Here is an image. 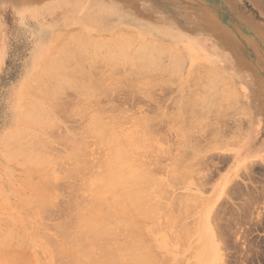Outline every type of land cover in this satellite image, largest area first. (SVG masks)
<instances>
[{"label": "rangeland", "instance_id": "rangeland-1", "mask_svg": "<svg viewBox=\"0 0 264 264\" xmlns=\"http://www.w3.org/2000/svg\"><path fill=\"white\" fill-rule=\"evenodd\" d=\"M56 1L57 0H0V236L1 233L3 235L6 233L5 237L11 238V240L8 239V242H6L7 244H3L2 241H0V251L1 249L3 250L0 253H6L3 257L0 256V264H18L22 263V261L26 262V260H28V262L31 261V264L34 260L36 261L37 258L38 261L43 259L41 264H62L59 260V262H54L55 257H53L54 251L52 245L58 246L59 243V236L56 234V228L59 226L57 224H69V222H71L75 209L72 200H81L80 202H82L88 197L86 194L91 195L90 191H83L86 190L83 186H85L86 183H89L91 186L94 184L92 182L93 180L86 177L85 179H89L90 181L86 180L87 182H80L76 175L82 170L74 176L65 173L66 170L64 169H67L68 167L65 165L67 162H59L58 160L60 159L61 161V159L63 160V158H65V153L69 149V146L64 142L63 145L61 141L64 136L66 137V135L72 133L70 131L71 129L72 131H75V134L78 133L77 135L79 136V134L83 132L82 130L86 128L87 125L89 126V124H91L89 118L92 116L95 118L101 116V114L95 115L100 112L97 111V105L101 107L98 110L103 111L101 112L102 120L115 126V128H112L110 125H104V128H112L116 131L115 135L118 132L117 136H120V138L123 139V142L125 138L128 139L130 137L126 134L129 132V134H131L133 131L131 134L133 138L131 142L126 140L124 142L125 146L128 144L127 147L124 146L125 150L129 148L132 149L127 150L126 154L131 158V161L133 159L132 162L135 163H133L135 165L133 166L141 170L144 169L142 168V165L144 164L143 167L148 169H144V171H148L151 175L150 177H152L151 182L155 180L161 181L150 183L152 184L150 185V187L152 186L150 189V191H152L150 197H154L153 199L150 198L151 200L147 201V204L144 203L148 206L151 202L157 204L156 207H154L155 204L151 203L153 206L150 207L153 208H148L154 210V212H150L151 210H148L146 207L148 210V213H146L149 215H143L140 213L136 216V220L139 218L138 220H140V224L143 222L142 224L144 230H146V235L153 237V240L150 241L159 244L156 245L158 247L163 246L158 249L154 243L153 245L147 243L145 241L147 237H144L145 239L143 240L146 243L144 242L145 244L143 246L145 247L147 245L146 248L152 253V264H161V259H166L165 261L168 263L165 264H191L190 262H192V264H264V0H86V5L82 6L84 8L83 14L71 11L67 17L68 20L59 18L61 17L59 15L63 11L61 9L56 10L55 8L52 13H47V8H52L47 7L46 13L42 15V18H40L42 10L29 9L33 6L37 7L51 3L55 6L54 2ZM106 9L113 14H106L104 12ZM38 12L40 14L39 17L36 18L35 13ZM100 12L103 13L101 14ZM89 17H92L91 20H89L90 23L87 22V18ZM76 19L80 21L81 19L86 20L85 22L88 23V26L84 27L79 22H75ZM100 26L105 27L104 29H101ZM70 27L71 29H68ZM75 27H77V29H75ZM90 27H98L101 31L100 29L96 31L92 30ZM163 27L169 28L170 31L162 33L160 30ZM61 28H63V30H61ZM121 28H123L124 31L128 28V33H125L127 31L122 32L123 29L121 32L115 33L116 31H120ZM67 29L71 31H68ZM129 29L134 30V32L131 33L133 35L129 34ZM58 31H61L59 33L63 38V40L61 39L62 41L59 40L60 42L56 41L61 37L58 35ZM62 32L64 35H62ZM104 36H107L108 40L110 39V43ZM121 36L123 40L126 39L125 42L128 46H125V51H123V49H118L119 51L117 52V55H120V60L117 59L119 67L116 66V68H118V70L121 68L123 72L120 70V73H118L117 69L115 72L112 70L110 71L107 69L109 66L107 64L104 65V63L101 65L99 64V66L97 65V68L103 73L105 80L103 86L99 88V91L97 90L98 93L96 98H86L84 93L83 95H80L79 92L76 91L77 88L74 89V86L77 85L75 83H73L74 85L71 84L73 81L70 83L73 85L70 86L73 87V90L68 86V90H63V94L56 91L57 88L51 89V87L48 86V84H51L52 82L57 86H61L63 83L64 86L62 85V87L65 88V85L67 86L68 83L55 78L60 74L62 75V73L57 74V72H59L58 70H60V68H63L60 71H63L64 76H67L69 75L70 69L75 66V64L72 65L73 67L71 65L68 66L70 62H60L62 58L59 57V54L63 55L65 58L69 55L68 57L71 58V62L74 60L77 61V59L81 58L83 61H88L90 56H93L91 50L83 53L84 55L82 54L80 58L76 57L75 59L74 57L76 55L72 56V48H74L75 44L77 45L81 39L83 42H85L84 39H86V42L91 39L100 44L102 43L101 45L104 44L95 54L104 59V57L107 56V52L104 51L106 50L105 45H108L109 43L108 47H111L109 52L112 54H114V52L116 53L117 48L112 49L113 47L110 44L115 41L113 40V37L118 40ZM132 36L135 38L133 39ZM146 36L148 37V42ZM152 37L160 39L163 37L161 43H166V45L164 44L166 50H164L165 48L163 47V49L160 48L162 51L157 53L160 43L159 41L157 42V39L156 41L153 39L151 41L150 38ZM73 39H75V44L73 43ZM127 39L132 40L128 41ZM64 40H66L67 43L66 41L64 42ZM40 41L44 42L43 47L45 45L49 46L47 53H51L53 56L51 54L47 55L48 58L45 57L46 60L44 59V62L39 60L40 57H38L35 62L37 65L32 67L33 63L31 61L33 55L39 51V46L40 49L42 48V43H39ZM68 41H70V43H68ZM130 42H132L131 45H129ZM68 44L71 45L72 48ZM66 45H68L69 48H67ZM144 45H146V48H143ZM135 48L139 49V51L143 49V51L139 53V57H141L140 59L136 57L137 51L134 50ZM67 50L72 51L69 52ZM113 50L115 51L113 52ZM130 51H133L134 53H131ZM185 52L188 54L185 55ZM180 54L185 58L183 56L180 57ZM175 55L178 60L175 58ZM172 56L173 58H170ZM56 58H60V60H56ZM127 58L129 63H137L140 60V62L147 61V71H145L147 73L144 74L142 71V73L139 74L132 70L128 71L129 64L126 61ZM170 63H173V65ZM41 64L45 65L42 66ZM126 64H128L127 68ZM163 65L166 67L164 69L165 71H168L170 67L175 68H173L175 70H173V72L171 71L172 69L169 70L172 72V75L170 73L169 76V72L162 71L164 68ZM151 67L156 70L151 69ZM158 67H161L162 70ZM157 68L161 73L157 71ZM148 70H153L152 73H155L156 71L158 73L156 72V74H152L151 71L149 73ZM109 71L111 72L110 75ZM132 72H135L139 76L137 77ZM34 73L38 74V78L44 77L46 73L48 76L51 74L53 76H51V78L55 81L52 79V82H48L50 77L47 81V78L43 81L46 77L45 76L40 80L41 85L38 78L36 79L38 82L33 80ZM164 73L167 74L165 75ZM178 73L185 81H179L182 80V77L178 79ZM215 73H218L217 76H215ZM40 74H42V76H40ZM120 74H123L122 76L124 77L125 74H130L131 76L133 74L134 79L136 78L137 80L132 78L134 80L133 82L130 75H128V79V76L124 78ZM141 74L144 75L142 76ZM175 74L178 77L176 80L174 79L176 77ZM110 77L112 78L110 79ZM118 77L121 80L120 83ZM29 78L33 80L34 84H40L42 87L43 84H47V86L43 89L42 87L32 84V81L28 83V80L30 81ZM138 78L142 79V81ZM218 79H220V83L218 82ZM208 80H210V82ZM109 81L113 83H110ZM124 81H130V84L134 83L133 86L140 88V90L136 88L134 89L140 91V93L136 90L131 91V88L129 87L130 85H128L129 83L126 85V82ZM141 82L146 85L144 86ZM178 82L181 83L178 84ZM217 82L218 84L216 85ZM39 88L42 89L41 92L43 93L40 92ZM59 88L61 87H58V89ZM64 88H61L60 90ZM101 88L102 90H100ZM45 89H50L56 99L51 96L52 93H50L51 95H48L49 93L46 94ZM189 89L193 90V95H191ZM29 90L33 91L30 92ZM182 90L183 94H181ZM100 91H103V93ZM76 92H78L79 95H75ZM44 93L46 97L50 99L52 97L54 103L52 101H44L45 99L39 100ZM80 93L82 94V92ZM195 93H200L201 95ZM214 93L215 95H213ZM35 94L41 95L40 97H37ZM78 96L81 97L78 98ZM197 96L204 97H202V101H198L200 105L197 103V98H199ZM43 97L44 96H42L41 99ZM183 97L184 100L181 99ZM187 100H189L188 102L190 104L192 103L193 107L187 102ZM217 100L220 101H218V105L216 104ZM71 101L73 102L72 104H70ZM182 101L183 103L187 102L192 108L196 107L195 110L192 109L193 111H196V114L193 112L195 117L194 115H191L192 118L194 117L196 119L193 118L192 120L189 115V111H192L190 110L191 108H189V105L186 106L182 104L185 108H182V106L179 105ZM51 102L56 108L59 106L58 111L56 113L54 112L58 116L54 115L58 120L56 122V119L50 114V112H53L51 109L52 106L49 105ZM203 102H207L208 107H204V105L202 107ZM212 102L215 103L213 106L211 105ZM31 104L36 106L32 105V107L30 106ZM37 105L40 106L39 109ZM47 105H49L50 108ZM180 107L184 109L182 110L183 112H186L187 108L189 114L182 113ZM26 108H28V110ZM33 108L35 112L32 111ZM35 108L38 109L37 112L41 111L40 115L44 114L42 113L43 109L48 112V115L45 114L43 116L45 119H42V126L44 123L47 125V122L45 121H48L50 118L55 119L53 121L54 124L47 127L43 126L44 128L46 127L45 129L41 127L43 130L39 129L41 124H39V119L36 118L39 115L35 117L34 113H36V115L38 114ZM74 109L77 110L74 111ZM108 109L111 112H108ZM79 110H81V113ZM23 112L24 114H27L28 118ZM161 112H164L167 116L169 114L170 117L172 115L180 116V114H184L185 116L181 115L179 117V120H184L183 125L180 122L179 124L185 127L190 126L189 130L188 128L184 129V127L182 128L181 125L177 124L178 119L177 122H175L176 120L174 116V119L172 120V117H167ZM90 113L92 115H90ZM160 113L163 118L160 116ZM16 115H18V119L16 118ZM121 115L124 116L121 117ZM112 117L113 119H111ZM114 117H118L120 120ZM142 117L147 118L149 121L151 119L153 120L150 121V126L152 125L151 130L153 131V134H151L152 131L150 130V135H153L152 137L148 136L150 131L149 129L147 130L148 127H146V124L149 121L143 122L142 119H145ZM158 119L161 122H159ZM188 119L191 121H188ZM197 119L201 120L198 121ZM185 120L187 122H185ZM128 123H131V125ZM132 123L135 125L133 126ZM185 123H190L191 125L187 124L188 126H186ZM84 125L85 127L82 128ZM129 127L137 128H134L135 130L131 128V131H129L127 130L130 129ZM89 128L91 127L86 128L88 129L87 132L84 131L87 133L84 139L87 143L85 147L87 152H84L83 155L85 156L86 153L87 158L85 157V159H89L87 162L93 166L94 164L97 165L99 163V159L102 158L101 160L103 161V156L107 154L106 149L108 147L101 144L102 146L107 147L103 150L100 142H98L96 136L93 135L94 131L97 132L95 130L96 128L94 131L91 130L93 128ZM117 128H119V131ZM17 129H19L18 133L24 130H32V132L30 131L32 134H28V132L24 131L25 133L22 132L23 134H20L22 135L20 139V135L18 136L16 133L15 136L13 134L12 137H15L8 141L9 144L5 137L8 136L9 132H16ZM142 129L144 130L143 133L141 132ZM125 130L128 133H126ZM122 131L126 133L125 136ZM145 132L148 133L145 135ZM25 134L29 136V138ZM30 135L32 136L30 137ZM38 135L44 142H41L40 139L36 137ZM49 135H52L50 137L52 141L49 138ZM135 135H137L136 139L139 141H136ZM177 135L184 136V138L181 137V139L180 136L178 138ZM146 136L151 139H148ZM21 138L24 139L21 140ZM18 139L21 143L23 141V144L25 142L24 148L22 145H19L21 143H19ZM143 139H147V141L145 142ZM29 140L36 141L37 143L40 142V144L38 143L40 146V148H37L39 149L38 151L35 150L36 144L33 142L32 145L35 148H32V145H30L32 150L30 147L27 150L26 146H29L27 144H31ZM134 140L138 143H134ZM154 140L156 145L153 142ZM45 142H48V144L45 145ZM3 143L6 144V146H3ZM129 143L131 147L129 146ZM159 143L162 144L163 147L159 145ZM132 146L135 148L133 149ZM8 148H10V150H8ZM7 150L10 151L9 153H11V151L14 154L16 153L13 155L15 158L8 156ZM107 150L108 153H110L109 156H111L112 153L109 152V149ZM23 152L25 155L35 157L33 158L34 160L29 158L33 161H27L26 159L28 156L22 158L21 155H23ZM68 153L70 152L67 151V154ZM192 153L195 154L192 155ZM55 154L62 157L53 156ZM20 157L24 163L18 161L19 159H16ZM57 157L58 160L55 159ZM97 158L99 159L96 160ZM43 159L52 161L43 162ZM105 159L108 158H104V160ZM53 160H56L55 162L58 161L59 163L52 164V162H54ZM66 161L70 160L67 159ZM136 163L139 164L137 165ZM25 164H27L28 167H24ZM96 165H94L95 168L101 164ZM178 165L181 166L179 167ZM48 166L50 168H48ZM138 166H141V169ZM90 167L91 165L89 168ZM86 169H88V167ZM86 169L85 172H87ZM101 169L102 168L98 167L94 172ZM184 169L185 171L182 172ZM186 169L188 174L190 172L191 174L186 175ZM93 170L94 169H89L90 172H93ZM34 171H36V173H34ZM178 171H180V174H175L178 173ZM82 172L81 175L85 176L86 173L84 171ZM39 173H41V180L43 179L40 181L41 185H47L50 183L49 186L51 187V184L53 183L52 188L47 186V189H44V191L43 189L41 191L38 190L41 194H49L48 198L45 194H42V196H46L43 197V200L47 201L46 203L40 202L42 198L36 200L39 194L33 192L35 188L30 190L34 185H36L34 186L36 187V190L40 187V185L37 187V183H39V180L37 179ZM47 174L53 176H51L52 181H50L51 178L46 179L47 177L49 178ZM172 175H180L183 180L181 177L172 178ZM31 176H37V178H34L33 180V177ZM73 177L76 180L73 179ZM64 178L66 180H63ZM28 179H30V181ZM85 179L83 177L82 180ZM26 180H28L27 183ZM79 182L82 183L83 186L78 184ZM24 183L26 184V187ZM30 183L33 184L31 188L29 186L31 185ZM161 183H166L167 188L166 184H164V186L163 184L161 185ZM158 184L159 188L163 186L165 189L162 187L163 189H160L161 191L158 190ZM154 186L156 188H154ZM154 189L158 192L156 193ZM88 190L90 189H87V191ZM163 192L165 194H163ZM18 201L21 204L19 203L16 205L15 203ZM50 202L51 204L48 206L47 204ZM10 203L11 206H9ZM19 206L21 208H19ZM30 208L35 210L36 217L39 215L38 218L35 219L32 217V213L34 212L30 211ZM13 209L15 210L13 211ZM36 209L39 211L41 210V212L36 211ZM168 215L172 217L169 219ZM15 216L19 217L17 220L20 223L15 220ZM166 216L168 217L165 218ZM203 217H205V226L203 227V230L200 231L201 227L198 229V221ZM39 222H41L40 225ZM153 223L158 225H152ZM162 224L165 228L166 226L168 228L165 229ZM37 225L41 228L40 230L43 237L41 234L37 235L40 231H37V229H39L37 228ZM156 226L158 229H156ZM152 227H155L154 229L158 231L154 229L151 230ZM15 230H17L16 233L19 234H14ZM30 232L35 235L33 236L29 234ZM158 232H164V235ZM25 234H27L28 237L25 236L26 238L23 241L22 238L24 236L21 237V235ZM168 234L170 239L168 238ZM16 236L19 238L16 239ZM158 236H160L159 240ZM171 238H173V240ZM1 239L3 240V238ZM19 239L23 242H27V244L21 243V245H23L22 248L20 246V248H17V251H12L18 247L19 244L16 246L18 241L22 242ZM161 239L164 240L161 241ZM205 240L206 243H209V246L203 244ZM150 241L148 240V242ZM34 242L36 244H34ZM162 242H165L166 244L164 243L165 245H160L163 244ZM150 246L152 248H150ZM153 246H155V249ZM179 249L182 250L179 251ZM18 251L26 258L21 256ZM157 252L158 255L160 254V257L157 256ZM200 252L203 258L200 257ZM18 254L22 259L24 258V260L21 261L20 257L16 256ZM157 257L159 259L158 261ZM35 261L33 262L34 264H36ZM38 263H40V261Z\"/></svg>", "mask_w": 264, "mask_h": 264}, {"label": "bare ground", "instance_id": "bare-ground-1", "mask_svg": "<svg viewBox=\"0 0 264 264\" xmlns=\"http://www.w3.org/2000/svg\"><path fill=\"white\" fill-rule=\"evenodd\" d=\"M43 1V0H42ZM86 0H71V1H69V0H57L56 2H54L55 3V6H54V4L53 3H51V4H45V5H41V6H33V7H31V8H29V9H37V10H42V13H41V17L40 18H42L43 16L42 15H44V13H46V8L47 7H52V8H47V13L48 12H53V10L56 8V10L57 9H61V10H63L62 12H61V14L59 15V16H61V17H59V18H62L63 20H66L67 19V17H68V14H69V12H71V11H74V12H80L81 14H83V12H84V8L82 7V6H85L86 5V2H85ZM37 4V3H36ZM18 6V5H17ZM19 7V6H18ZM106 14H110V13H112V12H110V11H108L107 9L104 11ZM101 13V12H100ZM103 13V12H102ZM101 13V14H102ZM39 12L38 13H35V15H36V18H38L39 17ZM105 14V15H106ZM113 14V13H112ZM98 15H99V13H98ZM101 16V15H100ZM75 17V16H74ZM102 17V16H101ZM92 18V17H91ZM91 18L89 17V18H87V22H89V20H91ZM68 20V19H67ZM79 22L81 25H83L84 27H86V26H88L87 24V22H85L86 20H82L81 19V21L80 20H75V22ZM117 21V20H116ZM94 22V21H93ZM110 22H114V21H110ZM90 23V22H89ZM93 24V23H92ZM94 25V24H93ZM96 26V25H95ZM99 26V25H98ZM104 27L105 26H100V28L101 29H104ZM100 28H96V27H90V29H92V30H99ZM107 28H108V26H107ZM68 29H71V27L70 28H68ZM67 29V30H68ZM73 29V28H72ZM75 29H77V27H75ZM101 29H100V31H101ZM122 29L123 28H121V30L120 31H116L115 33H117V32H121L122 31ZM61 30H63V28H61ZM128 30V28H126V30L125 31H127ZM130 30V29H129ZM68 31H71V30H68ZM124 31V29H123V31L122 32H125ZM132 31V32H131ZM160 31H162V33H165L166 31H170V29L169 28H167V27H163ZM159 31V32H160ZM59 32H61V31H58V35H60L61 36V34L59 33ZM134 32V30H130V33L129 34H131V33H133ZM126 34L128 33V31L127 32H125ZM56 34V33H55ZM54 34V35H55ZM68 34H69V32H68ZM62 35H64L63 34V32H62ZM93 35H94V33H93ZM131 35H133V34H131ZM56 36H57V34H56ZM119 36V35H118ZM135 36V35H134ZM59 37V36H58ZM66 37V36H65ZM92 37V36H91ZM104 37H106V39L108 38L107 36H104ZM131 37V36H130ZM147 37V36H146ZM74 38V37H73ZM77 38V37H76ZM80 38H82V37H80ZM115 37H113V40H115V41H113V42H111L112 44H110V45H112V49H114V48H117V50H116V53L114 52L115 50H113V52H114V54H112V53H110L109 51H110V49H111V47L109 48L108 47V45H109V41H110V39L108 40L107 39V41L109 42H107L108 43V45H105L104 47H105V49L106 50H104V47H103V50L105 51V52H107V56L106 57H104V59H102V57L101 56H99V55H95L96 53H97V50L99 49V48H101L103 45H101L99 42H97V41H93V40H89V41H87L86 42V39H84V41L86 42H83V40L81 39L80 40V42L76 45L75 44V39H73V43L75 44V47L74 48H72V41H71V45H69L71 48H72V50H73V55L72 56H74V55H76L74 58L76 59V57H78V58H80V56L83 54V53H85V52H87V51H89V50H91V53H92V55L93 56H90V58L88 59V61H86V60H84L85 62H86V66H85V62L83 61V59L81 58V59H77V61H73V62H75V63H73V62H71V58H69L68 56H67V58H65L63 55H61V54H59L60 56V58H62V60L60 61V62H64V63H67V62H70L69 64H68V66H72L73 64H75V66L72 68V69H70V72H69V75H65L64 76V74H63V71H60V70H62L63 68H60V70H58L59 72H57V74H60V73H62V75L60 76H56L55 78H57L58 80H60V81H64L65 83H68V84H70L72 81V83L71 84H73V83H75L77 86H74V89L75 88H77L76 89V91H78L79 92V94L80 95H83V93L86 95V98L87 97H89V98H96L97 96V93H98V91H99V88L100 87H102L103 86V84H104V80H105V77H104V75H103V73L101 72V70H99L98 68H97V65L99 66V64L101 65L102 63H104V65L105 64H107L109 67H112V68H109V67H107V69H109L110 71L112 70V71H116V69H117V72L118 73H120V70H121V68L118 70V68H116V66L117 67H119L118 65V61H117V59H119L120 60V55H117V52L119 51V50H122L123 49V51H125V46L127 45V43L125 42L126 41V39L125 40H123V38H122V36L117 40V38H115ZM132 38H133V36H132ZM135 38V37H134ZM133 38V39H134ZM63 40V38H62V36L60 37V39H57L56 41H62ZM105 39V38H104ZM151 39V41H152V39L153 40H155L156 41V39H157V42L159 41V43H160V47H158V50H157V53L158 52H160V51H162L160 48H162L163 49V47L165 48V46H164V44L166 45V43H161V40H163V37H162V39H160V38H154V37H152V38H150ZM40 40H42V39H40ZM128 40V39H127ZM130 40H132V39H130ZM130 40H128V41H130ZM59 41V42H60ZM66 40H64V42H65ZM142 41V40H141ZM77 42V41H76ZM133 42V41H132ZM132 42H130L129 43V45H131V43ZM147 42H148V37H147ZM39 43H42V45H41V49H40V46H39V51L38 52H36L34 55H33V59H32V67H34L35 65H37L35 62H36V60H37V58L38 57H40L39 58V60H42V62H44L43 60L45 59L46 60V58H48L47 57V55H49V54H51V53H47L48 51V47L49 46H47V45H45L44 47H43V45H44V42H39ZM38 43V44H39ZM46 43V42H45ZM62 43V42H61ZM66 43H67V41H66ZM68 43H70V41H68ZM105 43V42H104ZM73 44V45H74ZM106 44V43H105ZM140 44V43H139ZM161 44H162V46H161ZM63 45V44H62ZM68 45H66V47L67 48H69L68 47ZM147 45V44H146ZM146 45H144L143 46V48H146ZM128 46V45H127ZM167 47V46H166ZM51 48V47H50ZM70 48V49H71ZM130 48V47H129ZM119 49V50H118ZM131 49V48H130ZM167 49H168V47H167ZM72 50H70V51H72ZM134 50H136L137 51V56L136 57H138L139 59L141 58V57H139V53L141 52V51H143V49L141 50V51H139V49H134ZM133 50V51H134ZM164 50H166V48L164 49ZM188 50H190V49H188ZM67 51H69V50H67ZM69 51V52H70ZM102 51V50H101ZM100 51V52H101ZM132 51V52H133ZM145 51V50H144ZM183 51V50H182ZM131 52V51H130ZM131 52V53H132ZM177 52H178V50H177ZM190 52V51H189ZM134 53V52H133ZM156 53V54H157ZM186 54L185 55H187L188 53L187 52H185ZM57 54V53H56ZM63 54H64V52H63ZM101 54H102V52H101ZM106 54V53H105ZM170 54V53H169ZM52 55V54H51ZM79 55V56H78ZM84 55V54H83ZM177 55V54H176ZM175 55V58L178 56H176ZM190 56H192L191 54H189ZM53 56V55H52ZM56 56V55H55ZM54 56V57H55ZM103 56H105V55H103ZM141 56V55H140ZM155 56V55H154ZM183 56V55H182ZM181 56V54H180V57H182ZM46 57V58H45ZM84 57H86V56H84ZM88 57V56H87ZM119 57V58H118ZM129 57V56H128ZM159 57V56H158ZM179 57V56H178ZM184 57V56H183ZM196 57V56H195ZM50 58V57H49ZM60 58L59 59H57L56 58V60H60ZM63 58H65V59H63ZM170 58H173V56L172 57H170ZM185 58V57H184ZM160 59V58H159ZM177 60H178V58H176ZM50 60H53V59H50ZM125 60V59H124ZM127 62H128V64H126V68H127V65L129 66L128 67V71L129 70H132V71H135L136 73H142V71H143V73L145 74V73H147V72H145V71H147V61H143V62H137V63H135V62H132V63H129V60H128V58H127V60H126ZM160 61H161V59H160ZM169 61V60H168ZM54 62H55V60H54ZM118 62V63H117ZM183 62V61H182ZM198 62V61H197ZM83 63H84V66H83ZM174 63V62H173ZM173 63H170V64H172L173 65ZM184 63V62H183ZM170 64H169V66H170ZM198 64V63H197ZM42 66L43 65H45V64H41ZM58 65H63V64H58ZM154 65V64H153ZM179 65V64H178ZM131 66H133V67H131ZM164 66V65H163ZM165 66H166V64H165ZM164 66V68H163V70H162V68L161 67H158V68H160V70H162V71H165L164 69L166 68ZM121 67V66H120ZM154 67V66H153ZM153 67H151V69H155V68H153ZM177 67V66H176ZM196 67V66H195ZM194 67V68H195ZM132 68V69H131ZM157 68V69H158ZM174 67H170V69H172L171 71L173 72V70L175 69H173ZM106 69V70H107ZM114 69V70H113ZM169 69V70H170ZM179 69V68H178ZM49 70V69H48ZM153 70H148L149 71V73H150V71H151V73H152V71ZM156 70V69H155ZM167 71V72H169L168 74H169V76H170V73H171V75H172V72L171 71ZM51 71V70H50ZM104 71H105V69H104ZM103 71V72H104ZM109 71V72H110ZM122 71V70H121ZM157 71H159V69L157 70ZM156 71V72H157ZM165 71V72H166ZM175 71V70H174ZM180 71V70H179ZM53 72H55V71H53ZM78 72H79V74H78ZM117 72H116V74H117ZM123 72V71H122ZM121 72V73H122ZM133 73V74H135L137 77L139 76L138 74H136V73ZM155 72V71H154ZM156 72L155 73H152V74H156ZM160 72V71H159ZM178 72V71H177ZM218 72V71H217ZM56 73V72H55ZM105 73V72H104ZM131 73V72H130ZM158 73V72H157ZM161 73V72H160ZM219 73V72H218ZM218 73H215V76H217V74ZM45 74V73H44ZM107 74V73H106ZM111 74V72L109 73V75ZM112 74H113V72H112ZM115 74V73H114ZM116 74H115V76H116ZM133 74H132V76L130 75V74H125V77L124 76H122L121 74V76L122 77H124V78H126L128 75H130L131 77V79L133 78L134 79V76H133ZM144 74H141L142 76L144 75ZM165 74V73H164ZM167 74V73H166ZM165 74V75H166ZM179 74V73H178ZM177 74V75H178ZM38 74L36 73H34V78H33V80L34 81H36V82H38L39 81V83L41 84V82H40V80H42V78H44L45 76V78L43 79V81L46 79V81L49 79V77H50V80L48 81V82H52L51 80L53 79V78H51V74L48 76V74L46 73L45 74V76L44 77H40V78H38V76H37ZM109 75H106V76H109ZM140 75V76H141ZM180 75V74H179ZM178 75V77L176 76V74H175V78L174 77H172V78H174L175 80L178 78V79H180L182 76L180 75L179 76ZM198 75V74H197ZM40 76H42V74H40ZM55 76V75H54ZM112 76V75H111ZM141 76V77H142ZM146 76V75H145ZM152 76V75H151ZM168 76V75H167ZM195 76V75H194ZM53 77V76H52ZM58 77H60V78H58ZM38 78V81L36 80ZM63 78V79H62ZM112 77H110V79H111ZM114 78V77H113ZM119 78V77H118ZM128 79H129V76L127 77ZM143 78V77H142ZM146 79H148L147 77H145ZM186 78V77H185ZM30 79V81L28 80V83H30L31 81V83L32 84H34L33 83V80L31 79V78H29ZM123 79V78H122ZM132 79V81L134 82V80H137L136 78L133 80ZM139 79V78H138ZM149 79H150V77H149ZM188 79V78H187ZM54 80V79H53ZM115 80L117 81V79L115 78ZM140 81H142V79H139ZM145 80V79H144ZM144 80H143V82H144ZM184 79H183V77H182V80H179V81H183ZM189 80V79H188ZM217 80V79H216ZM219 81V83H220V79H218ZM45 81V82H46ZM55 81V80H54ZM113 81H114V79H113ZM126 81H127V79H126ZM126 81H124V82H126ZM151 81V80H150ZM185 81V80H184ZM190 81V80H189ZM209 82H210V80H208ZM208 81H207V83H208ZM48 82H46V83H48ZM110 82V81H109ZM108 82V83H109ZM118 82V81H117ZM121 82V80H120V78H119V83ZM136 82V81H135ZM138 82V81H137ZM218 82L216 83V85L218 84ZM107 83V84H108ZM110 83H113V82H110ZM116 83V82H115ZM129 83V84H128ZM131 82L129 81V82H126L125 84L127 85H130L129 87L131 88V91H135L136 89H138V90H140V88H136V87H134L133 86V84L134 83H132V84H130ZM148 83V82H147ZM179 83H181V82H178V84ZM191 83H192V80H191ZM40 84H34V85H36V86H39V87H42V86H40ZM52 84V85H51ZM49 83L48 84V86H50L51 87V89H55V88H57L58 89V87H61V88H64V87H62V85L64 86V84L62 83L61 84V86H57V85H54V83L52 82V83ZM67 84V86L65 85V88L64 89H62V90H60L61 88H59L58 90L56 89V91H58V92H60V94H63V92L64 91H66V90H68V86H69V88L70 89H72L73 90V87H70V86H73V85H68ZM141 84H143L142 82H141ZM140 84V85H141ZM149 84V83H148ZM42 85V84H41ZM114 85V84H113ZM144 86L146 85V84H143ZM155 85V84H154ZM183 85H185V84H183ZM207 85V84H206ZM211 85V84H210ZM23 86V85H22ZM47 86V84L45 85V84H43V89L45 88ZM56 86V87H55ZM108 86V85H107ZM106 86V87H107ZM132 86V87H131ZM136 86V85H135ZM142 86V85H141ZM143 86V87H144ZM148 86V85H147ZM181 86V85H180ZM129 87H128V89H129ZM105 88V87H104ZM103 88V89H104ZM133 88V89H132ZM134 88H136V89H134ZM224 88H226V87H224ZM40 89V88H39ZM66 89V90H65ZM106 89V88H105ZM110 89H112V88H110ZM149 89V88H148ZM182 89V88H181ZM41 90L42 89H40V92H41ZM46 90V89H45ZM64 90V91H63ZM98 90V91H97ZM100 90H102V88L100 89ZM138 90H136L137 92H139L140 93V91H138ZM141 90H144V89H141ZM184 90V89H183ZM183 90H182V93L181 94H183ZM212 90V89H211ZM20 91V90H19ZM30 92H32L33 90H29ZM62 91V92H61ZM110 91V90H109ZM189 91L191 92V95H193V90H190L189 89ZM20 92H22V91H20ZM27 92H28V90H27ZM29 92V93H30ZM69 92V91H68ZM78 92H76V94L75 95H77L78 94ZM80 92H82V94L80 93ZM101 92V91H100ZM145 92V91H144ZM206 92V91H205ZM228 92V91H227ZM41 93H43V92H41ZM49 93V94H48ZM50 93H52V95L50 94ZM101 93H103V91L101 92ZM110 93V92H109ZM134 93V92H133ZM198 93V92H197ZM197 93H195V94H197ZM213 93V92H212ZM31 94V93H30ZM33 94H34V92H33ZM32 94V95H33ZM38 94V93H37ZM46 94H48V95H51V96H53V92L50 90V89H48V90H46ZM56 94V93H55ZM74 94V93H73ZM78 94V95H79ZM200 94V93H199ZM199 94H197V95H199ZM203 94V93H202ZM228 94V93H227ZM36 95V94H35ZM40 95L41 94H39V95H36L37 97H40ZM104 96H106L105 94H103ZM201 95V94H200ZM213 95H215V93L213 94ZM212 95V96H213ZM42 96H44L42 99H41V97ZM50 96V97H51ZM55 96V95H54ZM53 96V97H54ZM59 96H61V95H59ZM71 96V95H70ZM183 96V95H182ZM229 96V95H228ZM232 96V95H231ZM41 97H40V99L39 100H44V101H52V97H51V99L50 98H48V97H46V95H45V93L43 94V95H41ZM64 97V96H63ZM72 97V96H71ZM74 97V96H73ZM77 97V96H76ZM79 97H81V96H78V98ZM85 97V96H84ZM197 97H199V96H197ZM202 97L203 96H201V97H199V98H197L198 100H197V103L199 104V102L198 101H202ZM210 97H211V95H210ZM209 97V98H210ZM218 97H220V96H218ZM233 97V96H232ZM46 98H48V99H46ZM61 98V97H60ZM65 98V97H64ZM64 98H63V100H64ZM78 98H76V99H78ZM83 98V97H82ZM204 98V97H203ZM50 99V100H49ZM54 99H56L55 97H54ZM59 99V98H58ZM57 99V100H58ZM179 99V98H178ZM181 99H183L184 100V97L183 98H181ZM181 99H180V101H181ZM207 99V98H206ZM217 99H220V98H217ZM235 99H237V98H235ZM69 100H71V99H69ZM43 101V102H44ZM185 101H186V99H185ZM189 100H187V102H188ZM214 101V100H213ZM218 101L219 100H217V102H216V104L218 105ZM53 102V101H52ZM51 102V103H52ZM80 102V101H79ZM187 102L186 103H183V101H182V103L181 104H179V105H181L182 106V104H184V105H186V106H188L189 104H187ZM196 102V101H195ZM205 102V101H204ZM203 102V103H204ZM220 102V101H219ZM45 103V102H44ZM51 103H49V105L50 106H52V110H53V112H50V114H52L53 115V117L55 118V116H57L55 113L58 111V108H59V106L56 108V106H54V102L51 104ZM73 102L71 101L70 102V104H72ZM78 103V102H77ZM202 103V107H203V105H204V107H208L207 105V102L206 103H204L203 104ZM210 103V102H209ZM69 104V103H68ZM215 103H213L212 102V106L214 105ZM36 106V105H34V104H31L30 106ZM49 105H47L49 108H50V106ZM74 105V104H73ZM183 105V106H184ZM190 105H192V103L190 104ZM189 105V108H191L190 110H195V108H192L193 107V105H192V107ZM196 105V104H195ZM200 105V104H199ZM210 105V106H211ZM32 106V107H33ZM67 106V105H66ZM71 106V105H70ZM98 107V109H100L101 107H99V105H97ZM102 106V105H101ZM115 106V105H114ZM182 106V108H185V106L183 107ZM209 106V107H210ZM216 106V105H215ZM214 106V107H215ZM21 107V106H20ZM37 107H38V109H39V105H37ZM68 107V106H67ZM76 107V106H75ZM179 107V106H178ZM177 107V108H178ZM197 107H198V105H197ZM217 107V106H216ZM215 107V108H216ZM69 108V107H68ZM87 108V107H86ZM85 108V109H86ZM94 108V107H93ZM97 108H95V109H97ZM181 108V107H180ZM181 108V111L182 110H184V109H182ZM199 108H200V106H199ZM27 110H28V108H26ZM36 109V112H37V108H35ZM62 109V108H61ZM97 109V111L99 112H97L98 114H95V115H100L101 114V116H102V113L101 112H103V111H101V110H98ZM198 109V108H197ZM41 110V109H40ZM51 110V111H52ZM77 110V109H76ZM75 109H74V111H76ZM113 110H115V109H113ZM178 110L180 111V109L178 108ZM189 110V109H188ZM189 111L190 112V114L187 112V108H186V112L184 111H182V113H185V114H189L190 116L191 115H194V117H195V112L196 111ZM32 111L33 112H35L34 111V108L32 109ZM69 111H71V110H69ZM73 111V112H74ZM80 111V113H81V110H79ZM110 110L108 109V112H109ZM41 112V111H40ZM40 112H37L38 114L36 115V113H34L35 114V117L36 116H38V117H36V118H38L39 119V124H41V122H42V119L44 120L45 118H43V116L46 114V115H48L47 113V111L45 110V109H43V112L42 113H44V114H41L40 115ZM46 112V113H45ZM55 112V113H54ZM85 112V111H84ZM106 112V111H105ZM111 112V111H110ZM120 112V111H119ZM195 114H194V113ZM75 113V112H74ZM121 113V112H120ZM162 113V112H161ZM161 113H160V116H162L161 115ZM164 113V112H163ZM162 113V114H163ZM216 113H217V109H216ZM23 114H24V112H23ZM69 114V113H68ZM88 114V113H87ZM106 114V113H105ZM122 114V113H121ZM165 114V113H164ZM163 114V115H164ZM14 115V114H13ZM26 117H27V114L25 113L24 114ZM55 115V116H54ZM65 115V114H64ZM70 115V114H69ZM80 115H82V114H80ZM85 115H86V113H85ZM90 115H92L91 113H90ZM145 115V114H144ZM166 115V114H165ZM185 116L184 114H180V116ZM66 116H67V114H66ZM65 116V117H66ZM101 116H97V118H95V117H91V118H89V122L91 123V124H89V126L87 125L86 126V128H88V127H91V128H93V129H91V128H89V129H91L92 131H94V129L97 131V132H93V135H95L96 136V138H97V140H98V142H100V145L102 144H104V145H106L107 147H104V146H102L103 147V150H105L104 148H107V149H109L110 151L109 152H111L112 153V155L111 156H109V154L110 153H108V150L106 149V151H107V154L106 155H108V156H103V161L101 160V159H99V158H97L96 160H98L99 159V163L98 164H101V165H99V166H97L96 164H94V165H96L97 167L96 168H102L101 170H97L96 172H94L95 170H96V168H95V166H94V168H93V166H92V164H90L89 162H87V160H89V159H85V157L87 156L86 155V153H85V156L83 155V153L84 152H87L86 151V145H87V143L85 142V137H86V135H87V131H88V129H86V128H84L85 127V125L84 126H82V128H84L82 131V133L81 134H79V136L77 135V134H75V131H72V129L70 130L72 133H70L68 130H66L67 132H69L70 133V135H66V137L64 138L63 137V139H62V144L64 145V143H66L68 146H69V149L67 150L68 152H70V153H68L67 154V151H66V155H65V158H63V160L61 159V161H60V159L58 160V157L60 156V155H53V156H58L57 158H55V159H57L59 162H67L65 165H67L66 167H67V169L65 168L64 170H66L65 171V173H67V174H69V175H75L76 173H79L81 170L82 171H84L85 172V169L88 167V169H86L87 170V172H85L86 174H85V176L83 175H81L82 173L80 172L79 174H80V176H79V174L78 175H76V176H78L77 178H79V180H80V182H87L86 180H93L92 182H93V184L94 185H90L89 183L87 184H85V186H83L82 185V183H78V184H81L82 186H83V188L84 189H86V190H83V191H86V192H89L90 191V193H91V195L90 194H86V195H88V197L87 198H85L82 202H80L81 200H72L73 202V205H75V209H74V214L72 215V220H71V222H69V224H67V223H60V224H57V225H59L57 228H56V230H57V233L56 234H58V238H59V243H58V246H54V245H52V247H53V251H54V255H53V257H55L54 258V262H56V261H61V263L62 264H152V253L150 252V251H148V249L146 248V246L144 247L143 245L147 242V243H151L152 245H153V243L151 242L152 240H153V237H150L149 235V237L146 235L147 233H146V230H144V227H143V222H141V224H140V220H136V216L138 215V214H140V213H142L143 215H145V214H147L148 212V210H151L150 212H154V210H152V209H148V208H153V207H150V206H153V205H151V203L152 204H155L154 202H151V203H149L150 205L148 206V205H146L147 204V201H150L151 199H153V197H150L151 196V193H152V191H150V189L152 188V186L150 187V185H152V184H150V183H153V182H161V181H153V182H151L152 180H151V178L152 177H150L151 175H150V173L148 172V171H144V169L145 170H148V169H146L145 167H143L144 166V164L142 165V168H144V169H141V166H138L141 170H139V169H137V168H135L134 166V162H132L133 161V159H132V161H131V158H129V156L126 154V151L127 150H132L131 148H129V149H127V150H125L124 148L125 147H127L128 146V144H127V146H125L124 145V142H125V140L126 141H130L131 142V140L133 139L132 138V133H133V131H132V133L131 134H129L128 132H126V130H125V132L126 133H128V134H126V133H124V131H122L123 133H124V136H125V134L130 138H125V140H124V142H123V139H121L120 138V136H117V133H116V135H115V130H113L112 128L114 127L115 128V126L114 125H111V123L110 124H108V123H106V122H104V120H102L103 118H101ZM124 115H121V117H123ZM143 116V115H142ZM167 116V115H166ZM168 116H169V114H168ZM167 116V117H168ZM173 116H174V118H175V122H177V119H178V123L177 124H179V122L180 123H182V125H183V121L184 120H179V117L180 116H175V115H172L170 118L173 120L174 118H173ZM189 116V117H190ZM15 117V116H14ZM41 118V120H40V118ZM51 117V116H50ZM58 117V116H57ZM56 117V118H57ZM71 117V116H70ZM77 117H78V115H77ZM106 117V116H105ZM178 117V118H177ZM193 117V118H194ZM201 117V116H200ZM16 118L18 119V115H16ZM28 118V117H27ZM32 118V117H31ZM52 119V118H50L48 121H45V122H47L46 124L47 125H45V123L43 124V126H52L53 124H54V120L56 119ZM72 118V117H71ZM80 118V117H79ZM108 118V117H107ZM114 118H117V119H119L118 117H114ZM128 118V117H127ZM127 118H126V120H127ZM142 118H144L145 120H143ZM141 119H142V121L144 122V121H149V120H147V118H145V117H142ZM154 118V117H153ZM156 118V117H155ZM160 118V117H159ZM162 118H163V116H162ZM169 118V119H170ZM186 118H188V117H186ZM191 118H192V116H191ZM190 118V119H191ZM193 118H192V120H193ZM34 119V118H33ZM97 119V120H96ZM111 119H113V117L111 118ZM190 119H188V121L190 120ZM194 119H196V118H194ZM29 120V119H28ZM120 120V119H119ZM198 121H200L199 119H197ZM13 121V120H12ZM17 121V120H16ZM16 121H15V123H16ZM56 121H58L57 119L55 120V122ZM83 121V120H82ZM125 121V120H124ZM136 121V120H135ZM139 121V120H138ZM150 121H153L152 119L150 120ZM150 121L146 124V127H148L147 128V130L149 129V131L152 129V125L150 126ZM155 121V120H154ZM156 121H157V119H156ZM158 121L159 122H161L159 119H158ZM182 121V122H181ZM191 121V120H190ZM195 121V120H194ZM19 122V121H18ZM44 122V121H43ZM88 122V123H89ZM126 122V121H125ZM128 122V121H127ZM185 122H187L186 120H185ZM57 123H59V122H57ZM96 123V124H95ZM20 124H22V123H20ZM95 124V125H94ZM97 124H98V126H97ZM126 124V123H125ZM128 124H130L131 125V123H128ZM138 124H139V122H138ZM188 123H185V125L186 126H188L187 125ZM55 125H56V123H55ZM59 125V124H58ZM93 125V126H92ZM104 125L106 126H109L110 125V127H112V128H104ZM132 125H133V123H132ZM135 125V124H134ZM133 125V126H134ZM141 125V124H140ZM179 125H181V124H179ZM181 125V126H182ZM191 125V124H190ZM26 126H27V124H26ZM39 126V125H38ZM42 126V124H41V126H40V128L39 129H41V130H43L41 127H43ZM96 126V127H95ZM126 126V125H125ZM143 126V125H142ZM28 127H29V125H28ZM45 127V128H46ZM59 127V126H58ZM65 127V126H64ZM95 127V128H94ZM118 127V126H117ZM145 127V126H144ZM156 127V126H155ZM184 127V129H187L188 128V130H189V128H190V126L189 127H185V126H182V128ZM44 128V127H43ZM44 128V129H45ZM56 128V127H55ZM121 128V127H120ZM124 128V127H123ZM127 128V127H126ZM125 128V129H126ZM130 128V127H129ZM131 128H137V127H131ZM131 128L130 129H127V130H129V131H131ZM107 129V130H106ZM119 128H117V130H118ZM143 129H145V128H143ZM141 130V132L143 133V131L144 130ZM21 130V129H20ZM78 130V129H77ZM104 130H106V131H104ZM135 130V129H134ZM24 131H26V130H24ZM24 131H22V132H24ZM32 132V130H28V131H26V132H28V134H30L31 132ZM55 131V130H54ZM84 131H86V132H84ZM119 131V130H118ZM140 131V130H139ZM148 131V132H149ZM152 131V130H151ZM151 131L149 132V134H148V136H150V137H152L151 135H150V133H151ZM193 131V130H192ZM19 132V129H17L16 130V132H14V131H12V132H9V134H8V136H6L5 137V139L7 140V142L8 141H10L12 138H14L15 136H16V133L18 134V136L20 135V134H23L22 132H20V133H18ZM51 132V131H50ZM49 132V133H50ZM80 132V131H79ZM107 134H106V133ZM121 132V131H120ZM147 132V133H148ZM188 132V131H187ZM191 132V131H190ZM25 133V132H24ZM34 133V132H33ZM95 133V134H94ZM135 133V132H134ZM141 133V134H142ZM146 132H145V135L147 134ZM15 135V136H13L12 137V135ZM27 134V133H26ZM25 134V135H26ZM32 134V133H31ZM34 134H36V133H34ZM75 134V135H74ZM121 134V133H120ZM151 134H153V131H152V133ZM154 134H155V132H154ZM6 135V134H5ZM37 135V134H36ZM123 135V134H122ZM121 135V136H122ZM159 135V134H158ZM27 136V135H26ZM32 135H30V137H31ZM52 135H49V138L51 137ZM77 136V137H76ZM124 136H123V138H124ZM133 136H134V134H133ZM136 137H135V139L137 138V135H135ZM156 136H157V134H156ZM160 136V135H159ZM162 136V135H161ZM178 136V135H177ZM180 136V135H179ZM179 136H178V138H179ZM186 136V135H185ZM188 136V135H187ZM20 137H22V135H20L19 136V139H20ZM24 137V136H23ZM28 138H29V136H27ZM36 137H38L39 138V135L38 136H36ZM139 137V136H138ZM142 137H145V136H142ZM147 137V136H146ZM182 136H180V138H181ZM44 138V137H43ZM48 138V139H49ZM54 138H56V137H54ZM59 138V137H58ZM148 139H151V138H149V137H147ZM157 138V137H156ZM182 138H184V136L182 137ZM181 138V139H182ZM4 139V138H3ZM16 139V138H15ZM19 139H18V141H19ZM24 139V138H23ZM22 138H21V140H23ZM40 139V138H39ZM51 139V138H50ZM49 139V140H50ZM65 139V140H64ZM139 139V138H138ZM94 140V139H93ZM145 142L147 141V139H143ZM5 141V140H4ZM30 141V140H29ZM40 141L42 142L43 140H41L40 139ZM51 141H52V139H51ZM135 141V140H134ZM136 141H139V140H137L136 139ZM134 142V143H138V142ZM157 141V140H156ZM31 142V144H27V145H29V146H26V148H27V150L29 149V147H30V145H32L33 143L34 144H36V148L32 145V148L34 147L35 148V150H39V149H37V148H40V146H39V144H40V142H34V141H30ZM33 142V143H32ZM44 142V141H43ZM64 142V143H63ZM95 142V141H94ZM154 142V144H155V140L153 141ZM160 142V141H159ZM6 143V142H5ZM9 143V142H8ZM19 143H21L20 141H19ZM93 143V142H92ZM91 143V144H92ZM140 143V142H139ZM142 143V142H141ZM150 143V142H149ZM157 143H158V141H157ZM4 144V143H3ZM7 144V143H6ZM6 144H4L3 146H6ZM10 144V143H9ZM46 144H48V142H45V145ZM65 144V145H66ZM94 144V143H93ZM92 144V145H93ZM144 144V143H143ZM19 145H22L23 146V148H24V145H25V142H24V144H23V141H22V143L21 144H19ZM18 145V146H19ZM149 145V144H148ZM156 145V144H155ZM159 145H161L162 146V144H160L159 143ZM7 146H10V145H7ZM37 146H39V147H37ZM48 146V145H47ZM58 146V145H57ZM95 146V145H94ZM125 146V147H124ZM129 146L131 147V145H130V143H129ZM150 146V145H149ZM158 146V145H157ZM21 147V146H20ZM50 147V146H49ZM49 147H47V148H49ZM67 147V146H66ZM96 147V146H95ZM133 147V146H132ZM139 147H141V146H139ZM139 147H137V148H139ZM144 147V146H143ZM151 147V146H150ZM163 147V146H162ZM161 147V148H162ZM31 148V147H30ZM32 148H31V150H32ZM135 147H133V149H134ZM146 148V147H145ZM149 148V147H148ZM147 148V149H148ZM160 148V149H161ZM97 149V148H96ZM150 149V148H149ZM166 149V148H165ZM8 150H10V148H8ZM7 150V152H8V156H10V157H12V158H15V156H13V155H15L14 153H12V151H11V153H9L10 151H8ZM163 150V149H162ZM6 151V150H5ZM47 151V150H46ZM64 151V152H65ZM97 151V150H96ZM106 151H104V152H106ZM161 151V150H160ZM166 151V150H165ZM14 152V151H13ZM48 152H49V150H48ZM63 152V153H64ZM133 153V152H132ZM149 153V152H148ZM161 153H162V151H161ZM27 154V153H26ZM51 154V153H50ZM163 154V153H162ZM195 153H192V155H194ZM19 155V154H18ZM25 153L23 152V155H21V157L22 158H25V157H27L28 155H25ZM137 155V154H136ZM139 155V154H138ZM17 156V155H16ZM20 156V155H19ZM19 156H17V157H19ZM40 156V155H39ZM47 156V155H46ZM21 157L20 158H16L18 161H22L23 162V160H21ZM32 157V158H31ZM41 157V156H40ZM52 157V156H51ZM62 156H60V158H61ZM63 157H64V155H63ZM101 157V156H100ZM192 157V156H191ZM33 159V158H35V157H33V156H28V158L26 159L27 161H33V160H30V159ZM43 158V157H42ZM41 158V159H42ZM87 158V157H86ZM104 158H108V159H105L104 160ZM133 158V157H132ZM187 158V157H186ZM190 158V157H189ZM49 159V158H48ZM52 159V158H51ZM70 160V161H66V160ZM100 160H101V162H100ZM135 160V159H134ZM139 160V159H138ZM192 160V159H191ZM25 161V160H24ZM48 162L49 160H45V159H43V162ZM52 160H50L49 162H51ZM54 162H52V164L54 163V164H58L59 162L57 161V162H55L56 160H53ZM186 161V160H185ZM187 161H188V159H187ZM190 161V160H189ZM69 162V163H68ZM191 162V161H190ZM24 163V162H23ZM91 165V167L89 168V164ZM134 163V164H133ZM140 163V162H139ZM138 163V164H139ZM143 163V162H142ZM175 163V162H174ZM30 164H32V163H30ZM137 164V163H136ZM137 164V165H138ZM141 164V163H140ZM145 164H147V163H145ZM45 165H46V163H45ZM134 165V166H133ZM149 165V164H148ZM191 165V164H190ZM23 166V165H22ZM28 167V165L27 164H25V166L24 167ZM51 166V165H50ZM55 166V165H54ZM102 166V167H101ZM175 166V165H174ZM179 166V165H178ZM181 166V165H180ZM179 166V167H180ZM37 167V166H36ZM147 167V166H146ZM176 167V166H175ZM48 168H50L49 166H48ZM89 169H94L93 170V172H94V174H93V172H90L89 171ZM173 169V168H172ZM58 170V169H57ZM143 170V171H142ZM181 170V169H180ZM68 171V172H67ZM185 171V169L182 171V172H184ZM52 172V171H51ZM56 172V171H55ZM92 173V174H90V173ZM180 171H178V173H175V174H180L179 173ZM34 173H36V171H34ZM38 173V172H37ZM59 173V172H58ZM186 175L188 174V172H187V169H186ZM51 174V173H50ZM67 174H65V175H67ZM189 174H191V172L189 173ZM188 174V175H189ZM48 175V174H47ZM89 175V176H88ZM90 175H91V178H90ZM93 175V176H92ZM174 175V174H173ZM172 175V176H173ZM181 175H183V174H181ZM40 176H41V173H39V177L37 178V176L36 177H34V176H31V177H33V180H34V178H37L38 180H39V183H37V187L40 185V187L36 190V187H34V186H36V185H34L33 186V188H31V186L33 185V184H31V185H29L30 186V190H32V189H34V191L33 192H36V194H39V196H42V194H45V193H42L41 194V190L43 189V191H44V189H47L46 187L47 186H49L50 185V183L49 184H47V185H41L40 183V181H42L41 180V178H40ZM49 176V175H48ZM52 176V175H51ZM51 176H49V178L47 177L46 179H50L51 178ZM53 177V176H52ZM64 177V176H63ZM83 177H84V179H85V177L86 178H89V179H85V180H82L83 179ZM176 178V177H181L180 175H178V176H173L172 178ZM183 177H185V176H183ZM189 177V176H188ZM24 178H26V177H24ZM65 178H67V177H65ZM63 179V180H66V179ZM186 178V177H185ZM36 179V180H37ZM57 179V178H56ZM62 179V178H61ZM73 179H75L74 177H73ZM181 179H182V177H181ZM22 180H23V178H22ZM21 180V181H22ZM29 181H30V179H28ZM28 180H26V183H27V181ZM31 180H32V178H31ZM76 180V179H75ZM82 180V181H81ZM89 180V181H90ZM183 180V179H182ZM50 181H52V178L50 179ZM184 181H186V180H184ZM171 183V182H170ZM169 183V184H170ZM25 184V183H24ZM53 184V183H52ZM52 184H51V187L50 188H52ZM55 184V183H54ZM164 185V184H166V183H161V185ZM168 184V185H169ZM75 185H77V184H75ZM89 186V188H88V186ZM160 185V186H161ZM171 185V184H170ZM165 186V185H164ZM20 187H22V186H20ZM25 187H26V184H25ZM24 187V188H25ZM28 187V186H27ZM157 187H158V190H162L163 188L165 189V187H163V186H161V188H159V184L157 185ZM163 187V188H162ZM29 188V187H28ZM49 188V189H50ZM82 188V189H83ZM154 188H156L155 186H154ZM166 188H167V184H166ZM87 189H90V190H88L87 191ZM169 189V188H168ZM38 190H40V191H38ZM155 190V189H154ZM160 190V191H161ZM24 191V190H23ZM39 193H38V192ZM77 191H78V189H77ZM165 191V190H164ZM155 192L157 193L158 191H156L155 190ZM26 193V192H25ZM162 193V192H161ZM16 194V193H15ZM29 194H31V193H29ZM33 194V193H32ZM159 194V193H158ZM163 194H165L164 192H163ZM46 196H47V198L49 197V194H45ZM42 196V197H37V196H34V197H37L36 198V200L37 199H41L40 200V202L42 203V202H47L46 200H43L44 198L43 197H46V196ZM160 195V194H159ZM187 195V194H186ZM33 196V195H32ZM33 197V198H34ZM151 198V199H150ZM165 198V197H164ZM46 199V198H45ZM194 199V198H193ZM14 200V199H13ZM19 200V199H18ZM43 200V201H42ZM188 200H189V198H188ZM17 201V200H16ZM24 201V200H23ZM27 201H28V199H27ZM33 201V200H32ZM39 201V200H38ZM49 201H51V200H49ZM48 201V202H49ZM160 202V201H159ZM20 202L18 201L17 203H15L16 205L17 204H19ZM144 203H146V204H144ZM178 203H180V202H178ZM21 204V203H20ZM51 204V202L49 203V204H47L48 206ZM144 204V205H143ZM173 204V203H172ZM14 205V204H13ZM24 205V204H23ZM30 205V204H29ZM146 205V206H145ZM156 205L157 204H155L154 205V207H156ZM9 206H11V203L9 204ZM28 206V205H27ZM31 206V205H30ZM173 206V205H172ZM171 206V207H172ZM14 207V206H13ZM37 207V206H36ZM145 207V208H144ZM146 207H147V209H146ZM158 207V206H157ZM19 208H21L20 206H19ZM35 208V207H34ZM163 208V207H162ZM161 208V209H162ZM33 208H30L29 210L30 211H32V212H34V213H32L33 215H35V216H33L32 215V217L33 218H38V216L36 217V212H35V210H32ZM38 209H40V208H38ZM15 209H13V211H14ZM20 210H22V209H20ZM162 210H164V209H162ZM23 211V210H22ZM36 211H39V210H37L36 209ZM156 211V210H155ZM39 212H41V210L39 211ZM39 212H38V214H39ZM147 212V213H146ZM166 212V211H165ZM12 213V212H11ZM15 213V212H14ZM43 213V212H42ZM30 214V213H29ZM147 215H149V214H147ZM17 216H19V215H17ZM156 216V215H155ZM169 216V215H168ZM168 216H166L165 218H167ZM12 217H13V215H12ZM20 217V216H19ZM19 217H16L15 216V220H17ZM170 217H172V216H169V219H170ZM159 218V217H158ZM165 218H163V219H165ZM140 219H141V217H140ZM23 220V219H22ZM146 220V219H145ZM149 220V219H148ZM159 220V219H158ZM18 221V220H17ZM70 221V220H69ZM151 221V220H150ZM170 221V220H169ZM19 222V221H18ZM152 222V221H151ZM159 222V221H158ZM172 222V221H171ZM20 223V222H19ZM29 223V222H28ZM40 223L41 222H39V225H40ZM160 223V222H159ZM163 223V222H162ZM169 223V222H168ZM193 223V222H192ZM38 224V223H37ZM156 223H153L152 225H155ZM25 225V224H24ZM33 225H35V224H33ZM156 225H158V224H156ZM26 226H29V225H26ZM162 226H163V224H162ZM205 226V217H203V218H200L199 219V221H198V229H200V227H201V229H200V231L201 230H203V227ZM36 227V226H35ZM164 228H165V226H163ZM170 227V226H169ZM37 228H39V229H37V231H39L41 228L40 227H38V225H37ZM143 228V229H142ZM155 228V227H154ZM153 227H152V229L151 230H153L154 229ZM166 228H168L167 226H166ZM165 228V229H166ZM192 228H193V226H192ZM13 229V228H12ZM11 229V230H12ZM156 229H158V227L156 226ZM156 229H154V230H156ZM161 229H162V227H161ZM170 229V228H169ZM31 230H33V229H31ZM192 230V229H191ZM13 231V230H12ZM43 231V230H42ZM156 231H158V230H156ZM155 231V232H156ZM160 231V230H159ZM171 231V230H170ZM17 232V230H15V233L14 234H19V233H16ZM29 232V231H28ZM44 232V231H43ZM148 232V231H147ZM166 232V231H165ZM169 232V231H168ZM167 232V233H168ZM35 233V232H34ZM39 234H37V235H40L41 234V230L38 232ZM145 233V234H144ZM158 233H160V234H163L164 232H158ZM29 234H31V232L29 233ZM5 235H6V233H4V235L1 233V238H3V240L0 238V241H2V243L3 244H7L6 242H8V239H10L11 240V238H7V237H5ZM31 235H35V234H31ZM42 235V237H43V234H41ZM144 235V236H143ZM164 235V234H163ZM173 235V234H172ZM200 235V234H199ZM22 236H24L23 238H22V240L24 241L25 240V238L26 237H28L27 236V234H25V235H21V237ZM26 236V237H25ZM46 236V235H45ZM44 236V237H45ZM147 238H146V237ZM20 237V238H21ZM146 238V242L143 240V239H145ZM159 237L160 236H158V240H159ZM165 237V236H164ZM163 237V238H164ZM171 237V236H170ZM16 239L17 238H19V237H15ZM46 238V237H45ZM168 238H169V234H168ZM168 238H167V240H168ZM176 238V237H175ZM174 238V239H175ZM4 239H7V240H4ZM46 239H48V238H46ZM45 239V240H46ZM150 241V242H148V240ZM170 239V238H169ZM172 240H173V238H171ZM20 241H22L21 239H19ZM164 239H161V241H163ZM181 240V239H180ZM18 241V240H17ZM17 242L16 243V246H17V244H19L18 245V247H16L15 249H13L12 251H17V248H20V246H21V248H22V246L23 245H21V243H26L27 244V242ZM44 241V240H43ZM175 241V240H174ZM145 242V243H144ZM192 242V241H191ZM40 243V242H39ZM161 243V242H160ZM163 244H160V245H165L166 243L165 242H162ZM165 243V244H164ZM168 243V242H167ZM174 243V242H173ZM34 244H36L35 242H34ZM57 244V243H56ZM203 244H206V245H208L209 246V243H206V240L204 241V243ZM154 245L156 246V245H159V244H155L154 243ZM183 245V244H182ZM7 246V245H6ZM155 246H153V248L155 247ZM194 246V245H193ZM192 246V247H193ZM158 249H160L161 247H163V246H161V247H158V246H156ZM150 248H152L151 246H150ZM155 249V248H154ZM170 249V248H169ZM172 249V248H171ZM204 249V248H203ZM209 249V248H208ZM207 249V250H208ZM210 249H211V247H210ZM174 250V249H173ZM180 250H182V249H179V251ZM199 250V249H198ZM197 250V251H198ZM1 251H3L2 249H1ZM0 251V252H1ZM4 251H6V250H4ZM52 251V252H53ZM15 253V252H14ZM18 253H19V251H18ZM164 253V252H163ZM196 253V252H195ZM204 253V252H203ZM0 254H2V255H0L1 257H3V255L4 254H6V253H4V252H2V253H0ZM12 254H13V252H12ZM17 254V253H16ZM20 255H21V253H19ZM19 254L18 255H16V256H19ZM23 254V253H22ZM174 254V253H173ZM197 254H198V252H197ZM160 255V254H159ZM158 255V252H157V256L158 257H160ZM200 257H202V254H201V252H200ZM21 256H23L24 258H26L24 255H21ZM20 257V256H19ZM158 257H157V261L159 260L158 259ZM199 257V258H200ZM24 258L22 259L21 257H20V260L22 261V260H24ZM163 258H166V257H163ZM203 258V257H202ZM13 259V258H12ZM173 259V258H172ZM20 260H19V262H20ZM26 260V259H25ZM156 260V259H155ZM166 259H161V264H165V263H168V262H166L165 261ZM203 260V259H202ZM10 261V260H9ZM35 261V260H34ZM33 261V262H34ZM40 261V263H38ZM38 261V258L36 259V261H35V263L36 264H41L42 262H43V259L41 260H39ZM45 261H47V260H45ZM44 261V262H45ZM58 261V262H59ZM156 261V262H157ZM11 262V261H10ZM30 262L31 261H29L28 262V260H26V262H24V261H22V263H18V264H30ZM31 263V264H34V263ZM164 262V263H163ZM191 264H192V262H190ZM9 264V263H8ZM13 264V263H12ZM195 264V263H194Z\"/></svg>", "mask_w": 264, "mask_h": 264}]
</instances>
